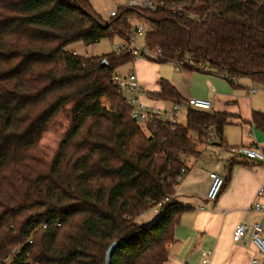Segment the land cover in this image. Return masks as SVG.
Here are the masks:
<instances>
[{
    "label": "trees",
    "instance_id": "trees-1",
    "mask_svg": "<svg viewBox=\"0 0 264 264\" xmlns=\"http://www.w3.org/2000/svg\"><path fill=\"white\" fill-rule=\"evenodd\" d=\"M153 1L156 8L127 4L106 22L89 0H0V264H107L115 242L108 264L169 259L188 207L165 199L187 159L202 155L210 128L226 143L232 115L190 109L185 125L159 117L141 124L115 82L135 56L88 57L69 47L127 41L142 24L146 45L162 50L157 63L177 61L236 86L264 83V0ZM158 84L153 97L182 101L170 81ZM252 121L264 130L263 112ZM56 127L65 133L49 156L41 144ZM159 204L155 219L136 223Z\"/></svg>",
    "mask_w": 264,
    "mask_h": 264
},
{
    "label": "crops",
    "instance_id": "crops-1",
    "mask_svg": "<svg viewBox=\"0 0 264 264\" xmlns=\"http://www.w3.org/2000/svg\"><path fill=\"white\" fill-rule=\"evenodd\" d=\"M129 63L134 65L132 73L138 76L140 85L145 89L140 100L150 111L169 109L176 102L152 96V93L159 91V80L166 79L176 87L182 101L188 98L207 99L213 104L211 112L231 113L229 123L241 127L239 138L229 133L227 138L231 139L230 142L225 137L223 148L226 153L210 169L202 164L206 160L204 151L197 159H187L188 167L175 187L174 196L188 209L175 226L174 240L167 245L169 259L165 264H204L203 252H210L207 264H264V256L253 243L250 231L241 241L234 239V232L240 224L260 222L264 226V210L258 212L253 207L259 201L264 204V198L258 197V191L264 184V162L249 160L228 150L230 146H249L264 152V130L252 121L254 111L264 113L262 94H255L259 89L250 93V88L246 89L247 84L252 83L249 79H242L236 86L224 76L212 72H182L177 63L171 75H165L162 63L153 60L134 58ZM123 86H129L130 91L138 97L130 84ZM185 124L186 121L179 122V125ZM216 169H220L221 175L228 181L218 199L210 202L206 199L209 174L216 172ZM159 207H152L142 213L136 223L143 225L155 219L160 212Z\"/></svg>",
    "mask_w": 264,
    "mask_h": 264
},
{
    "label": "built area",
    "instance_id": "built-area-1",
    "mask_svg": "<svg viewBox=\"0 0 264 264\" xmlns=\"http://www.w3.org/2000/svg\"><path fill=\"white\" fill-rule=\"evenodd\" d=\"M129 6H138V7H145V8H156L153 0H128ZM172 13H179L182 14V8L175 7L172 10ZM116 14L115 11L111 13L112 16ZM185 17L189 20H196L201 21V17L196 16L193 13H185ZM146 34V29L142 24H139L134 30L131 35V39L127 41H122V44L117 47L118 51L122 52H131L135 58L138 59H148L156 61L162 58V50L161 49H153L150 46H145L143 48H139L136 45V39L139 35ZM76 54V52H74ZM178 69H180L183 65L177 62ZM115 82L120 85L130 84L134 93L138 96L137 98L131 97L127 98V103L131 105L132 117L141 124H147L150 120L154 117H159L164 120H168L173 124H179V117L187 110L195 109V110H202V111H210L213 108V104L211 101L203 98H188L187 100L174 102L172 107L169 109H162L157 108L153 111H150L149 108L140 100V95L144 93L145 89L140 85L138 76L135 73H131L127 77H123L119 74L115 76ZM261 88L264 89V83H261ZM259 88L252 86L250 87V93H255ZM228 150L232 153H235L241 157H245L249 160H255L259 162H264V152L257 150L254 147L249 146H241V147H228ZM185 169L182 170L184 173ZM181 176L177 177V181L181 180ZM210 185L209 189L206 193V199L210 202L216 201L220 196L223 187H224V177L217 173L211 172L209 174ZM258 197L264 198V184L260 187L258 191ZM175 199V196H169L165 199V202ZM161 204H159L160 206ZM255 211H263L264 204L259 201L254 204ZM47 227V225H44ZM251 232V239L253 243L256 245L260 253L264 256V226L260 222H254L251 225L247 223H243L237 226L234 232V239L236 241H241L244 236ZM32 242V241H31ZM203 263L207 264L210 260V252H203L202 253ZM256 261V260H254Z\"/></svg>",
    "mask_w": 264,
    "mask_h": 264
},
{
    "label": "rangeland",
    "instance_id": "rangeland-1",
    "mask_svg": "<svg viewBox=\"0 0 264 264\" xmlns=\"http://www.w3.org/2000/svg\"><path fill=\"white\" fill-rule=\"evenodd\" d=\"M90 4L92 5L93 9L96 11L98 15H100L104 21L108 22L111 20L112 15L111 13L115 11L116 13L119 12V10L122 7L127 6L128 0H89ZM122 44V39L115 35L113 37H108L100 42L93 44V45H85L83 42H77L69 47V50L76 51L77 54L81 56H105L112 54L116 52V48L119 47ZM145 37L144 35L137 36L136 39V45L139 48H143L145 46ZM134 65L132 63H125L117 68V73L123 77L129 76L134 70ZM174 66H176V62L169 61L167 63H162V72L165 73V75H171L174 73ZM182 72H188L185 69L181 70ZM163 73V74H164ZM202 74H204L202 72ZM255 86L258 87L259 90L256 95L262 94L261 98L264 99V90L261 89V83L252 82L248 83L246 86V89L248 90L250 87ZM123 93L127 98L134 97L135 95L130 91L129 86H123ZM255 96V95H254ZM104 104L108 107H110V102L108 98H104ZM170 108V107H169ZM187 119V115L183 113L179 117V122L183 123ZM64 127H56L54 130H52L50 133H47L44 141L42 142L41 146L47 153V155L50 156L51 152H55L57 149V146L64 134ZM146 133L148 134V131L146 130ZM239 138L241 133V127L239 125L234 124H227L224 129V135L227 138L228 135ZM194 135L197 137L198 134ZM228 139V138H227ZM231 142V139H228ZM203 143H202V151H204V162H202L203 165L207 166L210 169V166L216 162H220L222 158L220 157L223 155V153H226L225 146L220 143L219 137L217 136V132L214 128H210V131L207 132L206 135L203 137ZM195 159V158H193ZM216 172L221 174L222 171L220 169H216ZM160 208V207H159Z\"/></svg>",
    "mask_w": 264,
    "mask_h": 264
},
{
    "label": "water",
    "instance_id": "water-1",
    "mask_svg": "<svg viewBox=\"0 0 264 264\" xmlns=\"http://www.w3.org/2000/svg\"><path fill=\"white\" fill-rule=\"evenodd\" d=\"M117 246H118V243L115 242V243H113V244L110 246V248L108 249V251H107V257H106V260H107L106 263H107V264L110 262V260H111V258H112V255H113V253L115 252Z\"/></svg>",
    "mask_w": 264,
    "mask_h": 264
}]
</instances>
